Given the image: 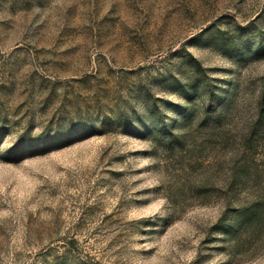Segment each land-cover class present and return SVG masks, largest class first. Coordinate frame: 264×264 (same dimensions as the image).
<instances>
[{"label": "rangeland", "instance_id": "374dc122", "mask_svg": "<svg viewBox=\"0 0 264 264\" xmlns=\"http://www.w3.org/2000/svg\"><path fill=\"white\" fill-rule=\"evenodd\" d=\"M260 119L264 0H0V264H264Z\"/></svg>", "mask_w": 264, "mask_h": 264}, {"label": "trees", "instance_id": "16d2710c", "mask_svg": "<svg viewBox=\"0 0 264 264\" xmlns=\"http://www.w3.org/2000/svg\"><path fill=\"white\" fill-rule=\"evenodd\" d=\"M190 86H191V89H195V87H196L195 84H191ZM189 91H191V90H188V92H186L187 96L189 95L188 94ZM224 117L225 116L223 115V112H219V113L215 114V116L212 118L213 121H210L209 120L210 118H204V119H202V122H203V124L209 125L212 128H217V127L223 125ZM190 121H191V114L190 113L185 114L184 123L188 124V123H190ZM258 123H259V125L264 124V119H260ZM167 138H168L167 139L168 145H172V142H176V144H178V145H183V140H182L181 134L179 132L175 133V132L170 131L168 133ZM252 216H253V213H251L248 209H243L240 212V214L236 216L235 225L237 228L230 226L229 228H226V232H228L229 234H231V233L234 234L235 233V232H233L234 229H236L235 231H238L239 230L238 227L240 229L245 228L246 225L251 220Z\"/></svg>", "mask_w": 264, "mask_h": 264}]
</instances>
